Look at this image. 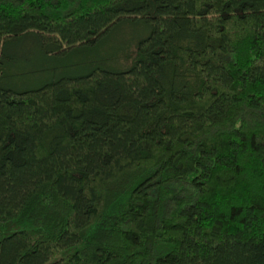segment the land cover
Segmentation results:
<instances>
[{"label": "trees", "instance_id": "trees-1", "mask_svg": "<svg viewBox=\"0 0 264 264\" xmlns=\"http://www.w3.org/2000/svg\"><path fill=\"white\" fill-rule=\"evenodd\" d=\"M0 264H264V0H0Z\"/></svg>", "mask_w": 264, "mask_h": 264}]
</instances>
